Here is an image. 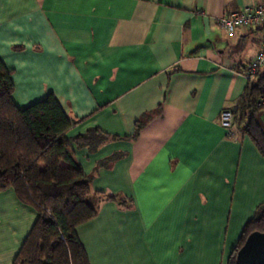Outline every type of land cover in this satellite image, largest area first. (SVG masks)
Instances as JSON below:
<instances>
[{"label": "crops", "instance_id": "1", "mask_svg": "<svg viewBox=\"0 0 264 264\" xmlns=\"http://www.w3.org/2000/svg\"><path fill=\"white\" fill-rule=\"evenodd\" d=\"M259 1L0 0L14 102L52 91L76 120L69 138L101 135L70 145L98 202L68 233L90 264H226L264 201V157L246 134L228 136L220 111L243 94L264 31L227 35L217 18ZM36 217L0 190V264H13Z\"/></svg>", "mask_w": 264, "mask_h": 264}, {"label": "trees", "instance_id": "2", "mask_svg": "<svg viewBox=\"0 0 264 264\" xmlns=\"http://www.w3.org/2000/svg\"><path fill=\"white\" fill-rule=\"evenodd\" d=\"M11 75L12 69L0 59V190L12 188L20 201L37 212L13 264H90L82 243L68 233L97 214L98 202L70 145L92 146L101 135L91 129L69 138L68 131L76 120L64 112L52 91L18 106L12 98ZM232 109L237 134H246L264 157V123L260 120L264 112V64L248 79ZM141 125L138 121L133 137ZM106 196L118 199L115 194ZM253 231L264 232V201L244 222L226 264H237V250Z\"/></svg>", "mask_w": 264, "mask_h": 264}, {"label": "built area", "instance_id": "3", "mask_svg": "<svg viewBox=\"0 0 264 264\" xmlns=\"http://www.w3.org/2000/svg\"><path fill=\"white\" fill-rule=\"evenodd\" d=\"M217 23L223 28L227 35L234 32L237 26L258 27L264 31V0H260L253 6L233 11L229 14L220 15ZM264 64V32L261 39L260 49L255 56L245 64L244 74L251 79L258 68ZM233 109L225 107L220 111V124L226 130L229 137H237V129L234 124Z\"/></svg>", "mask_w": 264, "mask_h": 264}, {"label": "water", "instance_id": "4", "mask_svg": "<svg viewBox=\"0 0 264 264\" xmlns=\"http://www.w3.org/2000/svg\"><path fill=\"white\" fill-rule=\"evenodd\" d=\"M264 123V112L260 115ZM237 264H264V232L253 231L236 253Z\"/></svg>", "mask_w": 264, "mask_h": 264}]
</instances>
